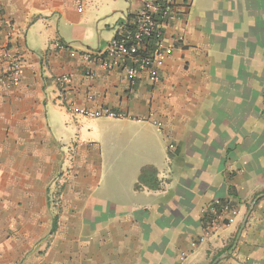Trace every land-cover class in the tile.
Here are the masks:
<instances>
[{"label":"crops","instance_id":"obj_1","mask_svg":"<svg viewBox=\"0 0 264 264\" xmlns=\"http://www.w3.org/2000/svg\"><path fill=\"white\" fill-rule=\"evenodd\" d=\"M145 1L0 0V56L21 68L0 90V264H264V0H176L184 42L131 81L87 54ZM147 166L155 189L136 187ZM218 198L239 214L214 229Z\"/></svg>","mask_w":264,"mask_h":264},{"label":"built area","instance_id":"obj_2","mask_svg":"<svg viewBox=\"0 0 264 264\" xmlns=\"http://www.w3.org/2000/svg\"><path fill=\"white\" fill-rule=\"evenodd\" d=\"M178 17L176 0H146L135 21L123 27L105 51L90 52L87 57L106 70L122 69L131 81L142 73H147L156 82L166 59L174 52L176 43H183L185 40L182 33H176L172 38L166 34V27ZM20 80L21 68L14 61L13 55L9 52L0 56V90L9 91ZM58 82L62 87L65 86L69 82V76L62 75ZM71 111L86 118L125 116L106 107L89 109L72 106ZM203 212L208 224L219 229L232 224L238 217L239 209L232 202L218 198Z\"/></svg>","mask_w":264,"mask_h":264},{"label":"trees","instance_id":"obj_3","mask_svg":"<svg viewBox=\"0 0 264 264\" xmlns=\"http://www.w3.org/2000/svg\"><path fill=\"white\" fill-rule=\"evenodd\" d=\"M142 186H145L151 189H155L158 187L157 170L155 167L147 166L142 169L136 187L139 188ZM56 229H57L56 220H54L52 232L56 231Z\"/></svg>","mask_w":264,"mask_h":264},{"label":"rangeland","instance_id":"obj_4","mask_svg":"<svg viewBox=\"0 0 264 264\" xmlns=\"http://www.w3.org/2000/svg\"><path fill=\"white\" fill-rule=\"evenodd\" d=\"M64 173H65V176H69L68 175V168H67V166L64 167ZM72 176L73 175L71 174L70 177H72ZM95 178H96L95 172H89V173H87V172L83 171V174H80V175H77V176L73 177L74 186L75 185L79 186L80 185V181H82L83 183H85L87 181L90 182V180L95 181ZM56 202H57V200H56Z\"/></svg>","mask_w":264,"mask_h":264},{"label":"water","instance_id":"obj_5","mask_svg":"<svg viewBox=\"0 0 264 264\" xmlns=\"http://www.w3.org/2000/svg\"><path fill=\"white\" fill-rule=\"evenodd\" d=\"M245 226V223H243V225H242V227H241V230H242V228Z\"/></svg>","mask_w":264,"mask_h":264}]
</instances>
